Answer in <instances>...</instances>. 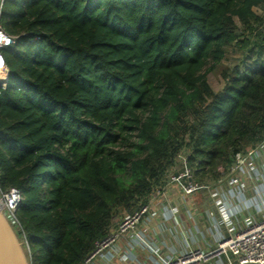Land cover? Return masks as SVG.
Returning a JSON list of instances; mask_svg holds the SVG:
<instances>
[{
	"label": "trees",
	"instance_id": "1",
	"mask_svg": "<svg viewBox=\"0 0 264 264\" xmlns=\"http://www.w3.org/2000/svg\"><path fill=\"white\" fill-rule=\"evenodd\" d=\"M0 23L1 187L30 264H82L181 155L211 183L264 139V63H223L264 49V0H4Z\"/></svg>",
	"mask_w": 264,
	"mask_h": 264
},
{
	"label": "crops",
	"instance_id": "2",
	"mask_svg": "<svg viewBox=\"0 0 264 264\" xmlns=\"http://www.w3.org/2000/svg\"><path fill=\"white\" fill-rule=\"evenodd\" d=\"M243 56L246 66L264 63V49ZM257 162L255 169L229 171L220 183L209 182V191L190 196L179 184L168 185L150 196V212L135 231L87 264H166L191 249H214L230 226L239 229L248 219L264 216V162L262 168ZM230 258L216 256L198 264H229Z\"/></svg>",
	"mask_w": 264,
	"mask_h": 264
},
{
	"label": "built area",
	"instance_id": "3",
	"mask_svg": "<svg viewBox=\"0 0 264 264\" xmlns=\"http://www.w3.org/2000/svg\"><path fill=\"white\" fill-rule=\"evenodd\" d=\"M256 8H254L255 10ZM259 9V8H258ZM263 13L261 9H259ZM15 36L10 35L0 23V87H4L8 77V67L4 58V50L11 46L15 41ZM39 37H36L38 39ZM243 71L247 68L238 65ZM264 155V139L255 147L238 152L235 155V161L230 171L242 170L244 168L255 169L254 161L259 156ZM183 158L184 167L179 172L168 174L167 179L160 184L151 194H160L170 184H179L184 196H190L201 191H209L212 184L209 182L201 183L195 178V167L188 165L185 156ZM223 177L217 180L222 181ZM22 193L16 188L2 189L0 176V209L6 214L14 225H19L15 217V212L22 201ZM150 206L145 204L133 213L126 214L119 223L118 228L111 232L101 241L96 243L93 253L82 263H89L95 256L102 254L105 250L112 248L122 236L131 231H135L138 224L149 214ZM230 256L229 264H264V216L259 220L248 219L244 227L236 229L233 226L229 228V234L210 251L191 249L172 261H166V264H198L209 258L216 256Z\"/></svg>",
	"mask_w": 264,
	"mask_h": 264
},
{
	"label": "water",
	"instance_id": "4",
	"mask_svg": "<svg viewBox=\"0 0 264 264\" xmlns=\"http://www.w3.org/2000/svg\"><path fill=\"white\" fill-rule=\"evenodd\" d=\"M4 0H0V12ZM0 264H30L12 222L0 209Z\"/></svg>",
	"mask_w": 264,
	"mask_h": 264
},
{
	"label": "rangeland",
	"instance_id": "5",
	"mask_svg": "<svg viewBox=\"0 0 264 264\" xmlns=\"http://www.w3.org/2000/svg\"><path fill=\"white\" fill-rule=\"evenodd\" d=\"M255 10L257 13H259V14L261 13L258 8H256ZM238 25H239V28L237 29V32H238V34H240L242 32V27H241V24L239 21H238ZM239 39L240 40L244 39V37L241 36ZM245 60L246 59L244 58L240 48L235 46V48L230 49V51L228 52V55L225 58L223 63H224V65H230L232 67L237 66V65H240V66L242 65L244 67L246 64V63H244ZM207 78H208L210 85L212 86V88L215 91H220L223 89L224 79L222 78L221 73L219 71L209 73L207 75ZM183 162H184L183 158H182V156H180L177 160V165L174 167L175 169L173 171L174 172L180 171L184 167ZM260 162H264V155L263 154L260 155V157L258 158V162H257L259 168H262L263 164H261ZM12 225L14 226L16 232L19 235L20 241L23 244V248H24L27 256H29V250H28V246H27V243L25 241V238L23 235L20 234V227L18 225H14V224H12Z\"/></svg>",
	"mask_w": 264,
	"mask_h": 264
}]
</instances>
